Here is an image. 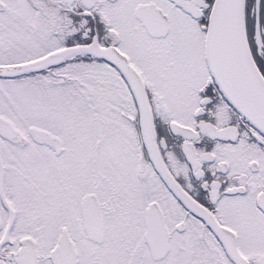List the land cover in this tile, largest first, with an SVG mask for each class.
Listing matches in <instances>:
<instances>
[{
	"label": "snow or ice",
	"instance_id": "snow-or-ice-1",
	"mask_svg": "<svg viewBox=\"0 0 264 264\" xmlns=\"http://www.w3.org/2000/svg\"><path fill=\"white\" fill-rule=\"evenodd\" d=\"M0 264H264V0H0Z\"/></svg>",
	"mask_w": 264,
	"mask_h": 264
}]
</instances>
